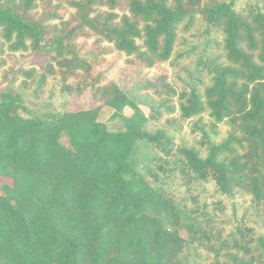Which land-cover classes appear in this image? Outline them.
Returning <instances> with one entry per match:
<instances>
[{"label":"trees","instance_id":"trees-1","mask_svg":"<svg viewBox=\"0 0 264 264\" xmlns=\"http://www.w3.org/2000/svg\"><path fill=\"white\" fill-rule=\"evenodd\" d=\"M195 15L222 34L225 58L202 62L212 73L202 92L192 85L177 94L179 118H196L192 130L205 138L203 156L174 147L164 129H148L172 107L162 101L145 114L74 44L93 37L151 67L170 59L177 26ZM4 50L43 57L46 74L57 64L122 126L108 130L98 106L31 113L12 83L33 69L12 68L0 84V264H198L199 248L213 254L211 264H229V252L244 258L231 264H264V236L253 243L252 228L240 225L222 235L207 205L187 207L178 190L213 182L220 194L249 195L252 211L264 213V0L240 8L234 0H0V68ZM152 87L174 94L164 75ZM203 115L211 133L223 122L232 131L214 141ZM139 141L158 152L149 178L133 162Z\"/></svg>","mask_w":264,"mask_h":264},{"label":"rangeland","instance_id":"rangeland-1","mask_svg":"<svg viewBox=\"0 0 264 264\" xmlns=\"http://www.w3.org/2000/svg\"><path fill=\"white\" fill-rule=\"evenodd\" d=\"M243 1L234 0L235 7L240 8ZM72 11L73 9L69 6L65 7L62 11L63 19L68 20ZM176 33L170 59L155 63L151 67L139 65L133 56L113 49L106 42L96 44L93 37H78L74 40V44L79 55L92 64L93 70L103 74V82L113 81L126 90L136 99L139 108L145 114H149L151 108L162 101L172 107L173 111L170 113L160 109V116L156 121L148 123V129L151 131L164 129L171 135L174 147L181 144L193 146L203 156L206 153L205 145L202 144L205 138L201 130H192L196 118L190 120L179 118L177 94L192 85L202 92L204 87L211 83L212 73L202 62H225L221 47L223 36L220 32L210 29L199 15L180 23ZM2 55L0 84L6 82L7 76L15 65H20L22 69H33L29 76L21 72L15 73L12 83L13 90L20 95L23 104L31 113L39 115L46 112L75 111L98 106V119L108 130L116 131L121 128L120 120L112 116L113 110L94 99L89 88H83L78 92L75 86L77 80L67 76L57 64L53 74H46L44 71L46 61L39 55H32L29 51L6 50ZM162 75L165 76L168 91L173 90L174 94L171 92L167 94L164 89H160L159 94H155L152 84H155ZM131 112L132 110L127 107L123 109L124 115H129ZM199 123L216 142L226 138L232 131V127L223 122L216 126L215 133H211L206 115L201 117ZM157 154L154 147L145 141H139L134 149L133 162L136 168L148 178L147 171L156 168ZM178 190L180 201L187 207L194 208L197 205L201 207L203 203L207 205L206 211L211 221L223 227L222 235L240 225L252 228L253 243L257 238L264 236V213L252 211L249 195L238 191L232 196L220 194L216 191L213 182L206 183L188 193H185L182 188ZM190 195H195V202ZM181 235L185 236L183 230ZM197 252L203 256L197 259L198 264L213 262V254L205 248H199ZM229 255L235 257L229 261V264L231 261L237 262L244 259L238 253L229 252ZM226 256L221 253L218 256L219 262H226Z\"/></svg>","mask_w":264,"mask_h":264}]
</instances>
